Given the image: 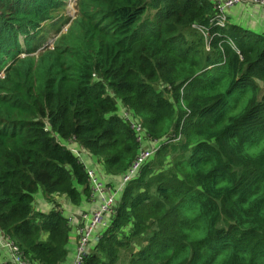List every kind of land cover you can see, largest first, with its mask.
I'll return each instance as SVG.
<instances>
[{"label":"trees","instance_id":"trees-1","mask_svg":"<svg viewBox=\"0 0 264 264\" xmlns=\"http://www.w3.org/2000/svg\"><path fill=\"white\" fill-rule=\"evenodd\" d=\"M65 2L0 0L3 237L37 264L67 256L69 220L57 209L33 212V196L78 205L75 184L87 195L89 182L45 120L107 174L133 164L139 143L127 122L104 116L113 106L105 85L151 140L174 135L127 182L82 264H264V93L256 86L264 84V35L211 28L203 53L185 38L213 12L208 0H78L53 48L31 56L38 48L27 37ZM158 84L172 86L175 105Z\"/></svg>","mask_w":264,"mask_h":264},{"label":"crops","instance_id":"crops-1","mask_svg":"<svg viewBox=\"0 0 264 264\" xmlns=\"http://www.w3.org/2000/svg\"><path fill=\"white\" fill-rule=\"evenodd\" d=\"M227 24L231 26H237L247 32H251L256 35H264V8L255 5H236L232 8H229L226 11ZM107 96H111L109 94H105ZM61 145L63 140L58 141ZM82 149L78 144L67 145L66 149L70 152L74 153L75 149ZM81 155L79 161L84 165L87 174L91 172L92 177L98 182L104 184H113L115 187L118 186L119 189H123L125 187V183L122 185V176L121 175H111L107 174L101 161L98 158H95L86 150H80ZM77 157V156H76ZM78 158V157H77ZM88 182L90 184L91 190H89L88 196L84 194L83 187L77 186L75 184L76 190L80 193L81 200L78 205H74L66 196H57L53 195L49 200H46L43 197L42 193L38 191L33 196V204L32 210L33 212L39 213H48L52 209L59 210L62 215L69 220V240L67 243L66 251L67 256L65 260L62 262L63 264H74L75 258V250H76V227L83 226L85 223V219H83L84 215H90L92 212H95L99 207V197L94 192L92 188V183L90 178L88 177ZM99 195V194H98ZM110 217L108 216L107 223H109ZM97 231V230H96ZM94 234V246L97 243L99 237L101 236V232H95ZM45 236L43 237V240ZM96 239V240H95ZM7 241L9 239L4 238L2 233L0 232V264H9L11 260V252L7 246ZM93 248L92 246L88 247L89 251ZM87 249V250H88ZM89 253V252H88ZM88 255V254H87ZM74 258V260H73ZM61 263V264H62ZM37 264V263H35Z\"/></svg>","mask_w":264,"mask_h":264},{"label":"rangeland","instance_id":"rangeland-1","mask_svg":"<svg viewBox=\"0 0 264 264\" xmlns=\"http://www.w3.org/2000/svg\"><path fill=\"white\" fill-rule=\"evenodd\" d=\"M72 1L73 2H76V0H72ZM208 2H210V0H208ZM64 6H65V8L63 10L60 9L58 12H56V17L57 16L61 17V19H59L57 21V23H54V24L52 23L53 25L52 26H49L51 24L49 22V23L45 24L44 27L40 31H38V33H37L36 36L34 35V36L27 37V39L25 38L26 41H27V45L28 46L34 47V48H38V50L35 51V53L32 54L31 56L36 57L38 55V53L41 50H43L44 48H47V47L48 48H51V46H45V45L47 43H49L50 40L51 41H53V40L55 41V39L58 36H61V35H63L65 33L66 29L68 28V24H64L65 23V18H62L63 15L68 16L70 18L69 21L71 19H74L76 17V15H77V5L76 4H74V3L66 0V2L64 3ZM213 14H214V12L210 13L208 15L207 19H205V20L203 19L204 21L202 23H201V21H202L201 20L200 22H196L194 25H192V28L195 29V31L198 33L199 36L201 35L202 37L204 36L206 38V34L199 32V29H200L201 26H204V27H208L209 26V20L211 19V17L213 16ZM56 19L57 18L54 19V22L56 21ZM190 31H192V30H190V29L187 30V34H186V38H185L186 41L189 42V43L190 42H194L195 44H199V46H200L199 47V50H201V52H203V53L208 52L210 50V46H207L206 45V42H205L204 37H203V39L201 38L202 43H197L198 40H199L198 35H192V36H190L189 35V32ZM20 43L21 44L24 43V37H21L20 38ZM21 57H24V55H22ZM95 81L96 82L97 81L99 82L100 80L95 79ZM101 83L103 84V82H101ZM256 86L258 87V91H259L258 92L259 93L258 96L260 97L264 93V84H262L259 81H256ZM154 89H155L156 92H163L165 98L168 99L173 105H175V100L173 98V88H172L171 85L158 84V85H155L154 86ZM102 90H103V92L105 94L111 95L110 98L113 99V106L111 108L112 110L108 111L106 114H104V116H109L111 114L112 115H116V116H123V114H124V116H123L124 118L123 119L126 120V121H128L130 124L137 122L138 124L142 125L141 119L139 117H136L129 107H127L117 97H115V95H114V93L112 92L111 89H109L108 87H106L105 85H103ZM45 123H46V126H47V131H48L49 136L50 137H53L54 139H56V140L59 141V139L51 131V129L49 127V123L46 120H45ZM172 134L174 135L173 130L170 132L169 135H167V136H165V137H163L161 139H158L156 141H153V140H151L149 138H143V137H141V138L138 139L139 140L138 142H139V145H140L139 146L140 147L139 149H141V151H143V152H145V151L150 152V154L152 155L162 145L166 144V142L171 138ZM69 144L70 145H72V144H78L79 145V143L69 142V141H66L65 140V141L62 142L61 146H63L66 149V146L69 145ZM79 147H81V146L79 145ZM82 149H79V148L78 149H75L74 150V153H72V152L71 153L75 157L77 156L78 158H80V156L82 157L81 151H80ZM119 175H121V174H119ZM124 176L125 175H123L122 178H124ZM87 177H89L88 174H87ZM100 185L102 187H100ZM92 188H93V186H92ZM98 188H99L100 192L102 193L100 195H98L95 192L94 189L93 190L97 194V196L99 197V201H100L99 205H101V203L104 204V202H106V204H108L107 205L108 208L105 211L104 220L107 221L108 216H109L110 217L109 223H110L111 220H113L112 217H114L115 214H116V210H117L116 208H117L118 202L120 200V197H121V194H122V191H123L124 188L123 189H119L118 186L115 187L112 183L109 184V185H107V184H104L103 185L102 183H99L98 184ZM88 189L91 190L90 184L88 185ZM87 196H88V194H87ZM102 197H103L104 202L101 201V198ZM105 198H107V199H105ZM108 199H109V201H108ZM68 223H69V221H68ZM88 223H90V218H87V220L84 223V226H87ZM81 228L82 227L80 225V226L76 227L75 229H76V231H80ZM101 228H102L101 225H97L96 226V230L97 231H92L91 234H90V236H89V238H88V242L89 243H88V246L87 247H90V246L93 247V248L90 249L91 251H89V249H88V252L89 253L90 252H94V250H95V248L97 246L98 241H97V243L94 246V242H95L94 241V236H95L94 234H96L95 232L101 231ZM69 230H70V228H69ZM124 231L127 232V229L124 230ZM78 236L79 235L77 233L76 237H78ZM99 239H100V237H99ZM76 245H77V242H76ZM119 254L121 255L122 254V251H120ZM75 256H76V250H75L74 257ZM82 259L83 258L81 257V259H79V260H82ZM73 260H74V258H73ZM33 264H35V263L33 262Z\"/></svg>","mask_w":264,"mask_h":264},{"label":"built area","instance_id":"built-area-1","mask_svg":"<svg viewBox=\"0 0 264 264\" xmlns=\"http://www.w3.org/2000/svg\"><path fill=\"white\" fill-rule=\"evenodd\" d=\"M70 2L76 4V2H73L72 0H69ZM210 3L212 5L213 9V16L209 20V26L204 27L201 26L199 29V32L205 33L206 38L205 42L207 46H210V42L212 37L209 34V31L211 28H225V25L227 24V17H226V11L229 8H232L236 5L246 4V5H255L259 6L261 8H264V0H210ZM124 116V114H123ZM123 116H119L121 120L124 122H127L131 129L133 130L137 141L138 139L143 138H149L145 132V129L142 127V125L136 123H129L128 121L124 120ZM150 139V138H149ZM139 143V142H138ZM140 145H138V153L133 161V164L129 167L128 171L124 173V180L123 182L126 184L128 181L135 179L143 165L149 160V158L153 155L150 154V152H143L141 149H139ZM154 153V152H153ZM151 155V156H150ZM88 176L91 180V183L93 185V189L97 194H102L98 188V182L92 177L91 172L88 173ZM100 187H102L100 185ZM112 198V197H111ZM107 199V198H105ZM113 199V198H112ZM101 201L104 202L103 197L101 198ZM109 201V199H108ZM102 204V203H101ZM106 202L104 204L99 205V207L96 209L95 212H92L90 215H84L83 219L87 220V218H90V223L87 224V226H82L80 231H76V235L78 233L77 237V245H76V258L74 261V264H82V260L84 257L87 256L88 252V238L92 231H96V226L101 225V235L104 233V231L108 228L109 223L104 220L105 217V211L108 208ZM7 246L11 252V260L9 264H33L30 260H28L21 252L20 250L9 240L7 241ZM81 257L83 258L82 260Z\"/></svg>","mask_w":264,"mask_h":264},{"label":"clouds","instance_id":"clouds-1","mask_svg":"<svg viewBox=\"0 0 264 264\" xmlns=\"http://www.w3.org/2000/svg\"><path fill=\"white\" fill-rule=\"evenodd\" d=\"M67 1H69V0H67ZM77 1H78V0H76V3H77ZM67 5H68V4H67ZM55 18H57V19H56V21L54 22V19H55ZM55 18H53L52 20H48V21L43 22V23L41 24V29L44 27L45 24H47V23L50 22L51 24H50L49 26H52L54 23H57V21H58L59 19H61V17H59V16H57V17H55ZM62 18H65V23H64V24H68V27H69V25H70V23L72 22L73 19H71V20L69 21L70 18H69L68 16H65V15H63ZM52 23H53V24H52ZM67 29H68V28H67ZM67 29H66V31H67ZM66 31H65V32H66ZM56 39H57V38H56ZM56 39H55V40H56ZM53 44H54V40H53V41L50 40L49 43H47L45 46H51V48H48V47H47V48H48V49H52V48H53ZM108 97H109V96H108ZM109 98H110V97H109ZM118 117H119V116H118ZM143 166H144V165H143ZM126 184H127V183H126Z\"/></svg>","mask_w":264,"mask_h":264},{"label":"bare ground","instance_id":"bare-ground-1","mask_svg":"<svg viewBox=\"0 0 264 264\" xmlns=\"http://www.w3.org/2000/svg\"><path fill=\"white\" fill-rule=\"evenodd\" d=\"M122 185H123V180H122ZM102 205V204H101Z\"/></svg>","mask_w":264,"mask_h":264}]
</instances>
